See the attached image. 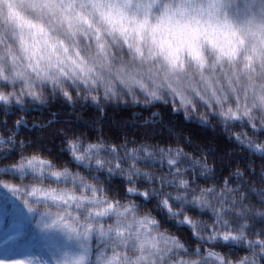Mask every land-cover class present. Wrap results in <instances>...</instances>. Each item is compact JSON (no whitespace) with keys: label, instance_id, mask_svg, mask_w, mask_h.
Masks as SVG:
<instances>
[{"label":"clouds","instance_id":"1","mask_svg":"<svg viewBox=\"0 0 264 264\" xmlns=\"http://www.w3.org/2000/svg\"><path fill=\"white\" fill-rule=\"evenodd\" d=\"M0 264H264V0H0Z\"/></svg>","mask_w":264,"mask_h":264}]
</instances>
